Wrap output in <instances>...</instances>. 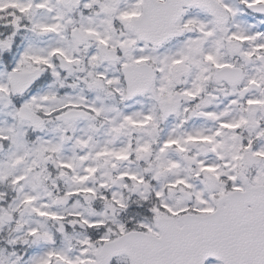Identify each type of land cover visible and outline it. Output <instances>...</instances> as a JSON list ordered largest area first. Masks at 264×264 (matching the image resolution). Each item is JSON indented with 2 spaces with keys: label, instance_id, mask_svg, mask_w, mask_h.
<instances>
[{
  "label": "snow or ice",
  "instance_id": "6c2138e0",
  "mask_svg": "<svg viewBox=\"0 0 264 264\" xmlns=\"http://www.w3.org/2000/svg\"><path fill=\"white\" fill-rule=\"evenodd\" d=\"M0 264H264V0H0Z\"/></svg>",
  "mask_w": 264,
  "mask_h": 264
}]
</instances>
